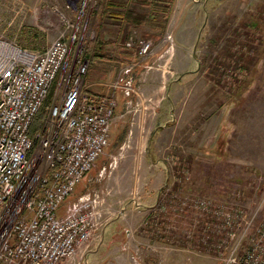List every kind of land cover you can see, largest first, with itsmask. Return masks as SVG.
Segmentation results:
<instances>
[{"label":"rangeland","instance_id":"rangeland-1","mask_svg":"<svg viewBox=\"0 0 264 264\" xmlns=\"http://www.w3.org/2000/svg\"><path fill=\"white\" fill-rule=\"evenodd\" d=\"M113 1L127 4L125 9L135 15L152 13L141 2ZM190 1L200 7L195 27L167 24L164 29L146 21L129 24L109 12L105 16V0L78 2L81 21L70 30L77 33L75 45L80 43L86 51L99 35L103 52L117 60L90 63L86 90L105 97L116 94L120 106L109 146L59 214L81 197L97 195L106 203L101 230L115 214L109 197H119L128 206L124 219L134 222L131 243L113 251L114 258L94 264H226L235 239L208 240V235L215 237L213 215L200 204L211 202L214 214L240 208L245 212L242 225L258 211L257 224L264 219V0ZM172 13L173 3L168 23ZM194 13L192 8L186 16ZM132 38L152 43L149 57L142 59L137 48L127 47ZM163 47V56H156ZM57 85L58 80L49 105ZM168 96L174 99L173 117L169 107L163 109L169 122L161 128L156 121L158 102ZM145 115L148 119L141 122ZM232 122L237 124L233 133ZM140 145L145 152L136 148ZM147 171L153 173L152 180L146 179ZM152 184L163 186L159 202L147 208L141 196ZM213 244L224 247L217 250Z\"/></svg>","mask_w":264,"mask_h":264},{"label":"built area","instance_id":"built-area-1","mask_svg":"<svg viewBox=\"0 0 264 264\" xmlns=\"http://www.w3.org/2000/svg\"><path fill=\"white\" fill-rule=\"evenodd\" d=\"M70 1L69 8L86 2ZM75 42L76 37L70 43L62 34L44 52H35L0 38V264H62L87 246L103 224L106 203L97 195L81 197L59 214L109 146L118 106L115 97L87 92L90 62ZM127 47L137 48L142 59L153 50L146 39L132 38ZM56 80L52 104L31 134ZM200 206L213 215L215 237L208 235V240L235 239L226 264H264L260 211L242 225L240 208L214 214L211 202ZM220 247L224 244H213Z\"/></svg>","mask_w":264,"mask_h":264},{"label":"crops","instance_id":"crops-1","mask_svg":"<svg viewBox=\"0 0 264 264\" xmlns=\"http://www.w3.org/2000/svg\"><path fill=\"white\" fill-rule=\"evenodd\" d=\"M70 0H0V33L1 36L12 42H19L31 51L44 52L51 43L57 40L62 34L66 35L67 41L72 40L77 36L76 31L72 34L71 27L78 25L81 21L82 9H78L77 5H72V8L68 7ZM203 11H207V5L204 3ZM194 8L195 13L192 17H187L186 14L190 9ZM198 8V9H197ZM199 5H194L190 0H174L173 13L171 14L168 26H191L195 27L199 20L198 10ZM65 16V18H64ZM204 18V17H203ZM202 18V21H203ZM206 18V14H205ZM205 20V19H204ZM6 25H11V29L2 28ZM71 25V26H70ZM205 25V24H203ZM70 26V27H69ZM191 27L188 28L189 31ZM193 29V28H192ZM188 33V31L186 32ZM34 43V44H30ZM47 43V44H45ZM164 47L157 53L156 56L162 57L164 54ZM165 73H168V66H165ZM194 72V71H192ZM177 81V80H176ZM178 82V81H177ZM160 90H163L160 89ZM92 95L100 97L105 95L101 92L92 91ZM116 97V94H114ZM169 97V96H168ZM117 99V97H116ZM160 108L156 113V121L160 123L161 128H165V123L168 121L165 113L166 107L170 108V116L173 117L174 99L169 97L166 99L162 97L158 102ZM120 106L118 102L117 108ZM152 106V105H151ZM117 112V109H116ZM147 115L142 117L141 122L147 120ZM166 120V121H165ZM164 121V123H163ZM169 122V121H168ZM232 127L235 132L237 124L232 122ZM142 131L139 132L141 135ZM140 150V153L146 151L144 146L140 145L136 147ZM136 149V150H137ZM134 150V149H133ZM153 168L156 169V167ZM162 170L165 167H161ZM148 170H152L149 169ZM153 173L147 171V177L153 179L150 176ZM163 174V173H162ZM87 177V176H86ZM153 185V186H152ZM151 188H145L148 192H145L142 197L144 199V206L147 208H153L160 200V191L163 185L152 184ZM147 184H145V187ZM109 201L114 205L115 214L112 218L108 219L101 230H98L94 235V239L91 242L78 250L77 254L72 258L65 260L62 264H94L101 261L102 258H114L113 251L123 250L125 244H130L132 241L133 224L127 223L124 219L126 217V208L128 207L125 201L119 197H109ZM125 203V204H124ZM120 208V210H119ZM144 214H147L144 212ZM135 215V214H133ZM124 244V245H123ZM122 253L120 252V255ZM85 258V261L81 260ZM108 264V263H107Z\"/></svg>","mask_w":264,"mask_h":264},{"label":"trees","instance_id":"trees-1","mask_svg":"<svg viewBox=\"0 0 264 264\" xmlns=\"http://www.w3.org/2000/svg\"><path fill=\"white\" fill-rule=\"evenodd\" d=\"M128 1L141 2L146 6H150L152 10L151 15H149V17L142 15H135L129 10L125 9L128 7L127 4L119 5L115 3L113 0H105L104 10H103L104 15L109 12L110 14L123 17L127 23L129 24L131 23L133 25L142 24L143 22L146 21L150 26L156 29H164L167 26L169 20L168 18L172 10L173 0H128ZM121 7L124 8V10L121 9ZM104 45L105 44H103L101 37L99 35H96L94 39L89 41L86 51L83 52V58L89 61L90 63H94L97 60L110 61V62L117 61L113 57L106 55L107 53H105V50L103 52L102 49ZM100 97H104V95ZM47 101L44 105V108L40 111V113L37 115L34 121L33 127L31 129V134L33 133L34 127L36 125L43 123V119L45 118L46 115L45 108L49 105Z\"/></svg>","mask_w":264,"mask_h":264}]
</instances>
